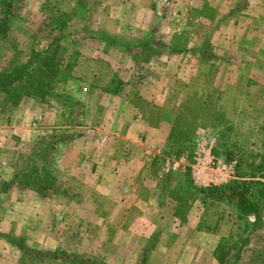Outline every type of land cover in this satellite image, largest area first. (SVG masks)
Here are the masks:
<instances>
[{"label":"rangeland","instance_id":"obj_1","mask_svg":"<svg viewBox=\"0 0 264 264\" xmlns=\"http://www.w3.org/2000/svg\"><path fill=\"white\" fill-rule=\"evenodd\" d=\"M5 16L0 264H216L212 253L232 245L228 264H264V0H0ZM54 49L61 80L44 100L23 94L14 103L3 88L28 77L40 83L38 61ZM120 77L138 93L146 124L154 115L170 123L164 142L151 134L152 143H142L146 151L162 140V155L144 153L146 164L139 150L132 155L149 179L133 180L129 190L118 180L116 193L86 191L88 174L75 171L84 162L73 158L85 148L78 140L84 105L75 93L104 84L114 93ZM53 121L55 133L43 126ZM113 123L105 120V128ZM105 140L116 149L115 138ZM211 141L221 162H235L234 178L223 184L260 181L238 187L253 211L239 214L237 193L217 202L193 188L219 186L193 174V143ZM210 164L222 166L215 158ZM47 175L56 183L43 188Z\"/></svg>","mask_w":264,"mask_h":264},{"label":"crops","instance_id":"obj_2","mask_svg":"<svg viewBox=\"0 0 264 264\" xmlns=\"http://www.w3.org/2000/svg\"><path fill=\"white\" fill-rule=\"evenodd\" d=\"M95 79L101 78L96 76ZM121 81L123 82L124 78L120 77ZM123 86L116 90L114 93L109 92V87L107 84H104V86L94 87L91 89H87L86 92H80L79 94L75 93V96H77V100L81 101L84 105V124L82 126L83 130H81L82 136L80 135V138L78 139L79 142L83 143L85 145V148L82 149L84 153H77L73 155V158L76 161L82 160L84 162L83 165L88 166V162H90V165L88 168L90 169H83V165H77V162L75 165V171L79 168L82 169L79 173V175L88 174V177L85 178L87 183L91 186H88L90 190L87 188L86 191H94L107 194L109 193H116L119 190V184L123 182L125 184V181L127 184L121 185V187L126 191L129 190L130 183L133 185V180H145L147 181L149 178V175L147 174L148 168L147 166H144L143 164L137 166V160L136 157L132 158V155L139 150L140 155L150 154L154 157L161 156V147L163 146L161 144L162 140L165 141V138L167 137V130L170 127V123L166 121L161 120V116L156 117L154 115L152 117V123H148L144 121V113H142L141 110V104L136 105V102L139 96L136 91H132L128 87L125 86L124 82L122 84ZM113 97L118 98V106L116 107V114H114V117L112 119H108L107 115L110 112V108H113ZM132 97H136L135 99ZM137 99V100H136ZM117 102V101H116ZM129 105L131 107H129ZM134 106V107H133ZM170 110V108H168ZM40 118V119H39ZM47 116L44 113H39L37 115V119H39V123L45 124ZM143 118V120H141ZM157 118H159L158 123ZM57 118L56 120H58ZM166 119V114H165ZM54 120V121H56ZM105 120L112 122L113 124L108 126V130L105 128ZM170 120L172 122V119L170 117ZM52 122V125L44 127H50L51 129L54 128V133L57 130V125H60V123ZM34 124V122H33ZM39 124V125H40ZM56 127V128H55ZM78 126H76L77 128ZM80 127V126H79ZM169 130V129H168ZM80 132V131H79ZM155 134L156 138L162 136L164 139H162L159 143H153V145H149L152 148H147L144 146L145 150H143L142 143H152L149 141L150 135ZM74 137V135H72ZM101 136V137H100ZM100 137V138H99ZM105 137L115 138V141L118 143L116 145V149L109 147L111 142L108 140H105ZM149 137V138H148ZM46 138V137H44ZM54 138V137H52ZM96 139L95 143L93 139ZM47 139V138H46ZM215 141V138L213 139ZM211 141L209 144L208 142L204 143H193L192 149L190 151L191 157L193 158V166L195 169V178L198 180L199 184H206L209 182H212L215 185H221L223 182L228 178L227 172L223 171L225 166H229L232 161H222L226 163L224 164L221 162L220 158L217 157L215 154V149L217 143H212ZM110 143V144H109ZM93 144L96 145L95 148L93 147ZM144 144V143H143ZM208 144V145H207ZM104 146V147H103ZM100 151V153H99ZM78 152V151H77ZM112 156V157H111ZM129 157L131 160L128 162H125V158ZM152 156V157H153ZM147 157V155H146ZM164 157V156H163ZM211 158L217 159L218 163L222 164V166L215 169L211 166L210 160ZM149 159V158H147ZM168 159V158H167ZM167 159L165 161H167ZM143 163L147 162L145 160V157L143 156ZM145 160V161H144ZM152 159L148 160L151 161ZM116 161L115 169L109 170L110 166L112 167V162ZM125 164L123 165V163ZM136 164L134 165L132 164ZM149 163V162H148ZM146 164V163H144ZM151 164V163H149ZM149 164H147L149 166ZM123 165V168H122ZM137 170H133V168H137ZM147 168V169H146ZM85 172V173H84ZM109 173V174H108ZM157 175V173L154 175V177ZM161 176V175H158ZM152 175H150V178ZM151 180V179H150ZM84 181V182H86ZM121 188V189H122ZM95 191V192H96ZM123 192V190H121ZM104 196V195H103ZM97 197H100L99 195ZM103 197H100V200H103ZM127 201V200H126ZM124 201L123 203H126ZM136 203V202H135ZM157 203V202H156ZM133 204V203H132ZM132 204L129 203V206ZM127 206V205H123ZM213 258L216 262L218 261L215 258L216 253H212ZM228 264V263H226Z\"/></svg>","mask_w":264,"mask_h":264},{"label":"trees","instance_id":"obj_3","mask_svg":"<svg viewBox=\"0 0 264 264\" xmlns=\"http://www.w3.org/2000/svg\"><path fill=\"white\" fill-rule=\"evenodd\" d=\"M6 23L7 17L5 16L3 19L0 18V35L5 36L6 32ZM59 58L57 55V50H53L51 53L44 55L38 61L37 69L42 74L40 79V83L35 84L32 83L33 81L31 77H28L27 80L29 81L26 85H21L20 87L15 86L13 83L11 85V89L7 88L6 86L3 88L4 92H11L13 93V102L17 103L21 96L24 94L27 97H36L40 98V100H44L45 96L48 94V89L53 86L54 83L59 82L63 75V69L60 66ZM20 78V77H19ZM18 79H15L16 81ZM45 185L43 188H47V186H53L56 183L55 178L53 175H47L44 181ZM260 183V181L252 180H232L226 184L219 185V186H211V187H196L193 185L194 189L199 194H204L210 200L221 202L224 201L223 196L228 199V202L231 201L232 193H237L239 200L235 204V208L239 211V214H246L253 211L254 203L248 200L244 195H241L242 192H238V187L243 186V188L248 189L249 186ZM14 244L16 243L18 247L21 248L19 242L21 239H16L13 237ZM18 242V243H17ZM233 249V245L231 246H221L218 253H216L215 258L220 264H226L229 262L231 258V251ZM60 253L57 249L53 251V254Z\"/></svg>","mask_w":264,"mask_h":264},{"label":"built area","instance_id":"obj_4","mask_svg":"<svg viewBox=\"0 0 264 264\" xmlns=\"http://www.w3.org/2000/svg\"><path fill=\"white\" fill-rule=\"evenodd\" d=\"M182 160H184V157H182L180 161H182ZM234 164H235V162H232L229 166L224 167V169L226 170L227 175H228V178L224 182H227L228 180L234 178V174H235ZM193 174L195 175V173H193ZM214 185H215V183H214Z\"/></svg>","mask_w":264,"mask_h":264}]
</instances>
